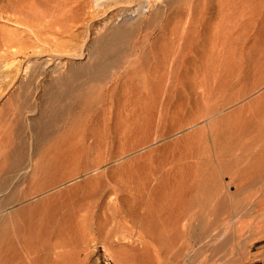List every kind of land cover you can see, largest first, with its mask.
I'll return each instance as SVG.
<instances>
[{
	"label": "rangeland",
	"instance_id": "374dc122",
	"mask_svg": "<svg viewBox=\"0 0 264 264\" xmlns=\"http://www.w3.org/2000/svg\"><path fill=\"white\" fill-rule=\"evenodd\" d=\"M52 1H47L45 6L50 23H25L17 21L9 12H0V33L26 41L23 45L17 42L12 45V54L7 60L21 59L24 68L40 63L32 57L34 51L30 57L25 56L27 58L20 52L22 48L36 50L32 45L40 42L47 52L57 50L55 53L66 54L62 65L67 70L66 75L74 74L81 83L86 82L91 74L84 75L82 67L92 62L87 57L95 44L112 34L99 47L102 53L110 55L111 60L104 66L111 65L128 48L124 36L117 34L115 29L136 26L143 20V23H152L134 39L143 41V51L148 55L140 58L137 71L133 69L125 75H128L125 80L123 78L122 97L105 103L106 121L112 132L107 135V141L115 138V147L105 144L93 155L76 147L84 133H89L95 119L89 92L99 87H112L116 81L111 78L119 74L118 66L113 64L109 76L103 80L89 79L81 90L85 96H77L76 91L64 98L59 96V89L50 85L52 76L45 74L40 84L28 88L22 83L29 74L28 69V72L21 70L7 76L0 61V146L2 139L8 142V147L0 148V167L6 161L4 168L33 164L39 168L37 171L33 166L27 179L20 180H15V171L0 169V183L11 184L9 190L0 194V211L8 208L0 214V233L11 230L26 234L37 242L42 239L40 242L45 241L44 245L48 247L59 240L58 249L49 247L48 253L51 251L52 255L48 254V257L54 258H48V264H158L156 256L161 251L163 255L166 248L163 250L162 242L143 231L127 209L130 207L136 216L148 215V220L158 222L164 206L179 207L199 196L198 190L206 188L210 179L217 184L230 182V168L219 166L216 156L232 147V154L225 153V157L223 153L222 158L225 157L226 162L236 160L249 152L245 146L255 142L261 129L264 130V6L259 2L252 4L259 20L236 22L239 35L234 59L228 57L229 53L221 54L219 49L215 50L216 55L211 53L212 34L220 28L221 14L224 16L234 0H200L191 18L184 15L178 17L180 20L176 17L178 8L171 10L173 0H86L85 4L84 0H72L77 5L72 2L73 6L68 3L56 9ZM180 2L184 5L185 0ZM243 2L247 5L246 0H241ZM238 9L244 11L242 7ZM165 22L170 30L190 22L193 35L188 42L192 37L199 40L196 52L183 59L177 58L175 52L170 60L167 56L173 44L178 51L181 40L173 43L171 34H162ZM46 61L43 67L49 72L54 66L47 67ZM214 63L216 68L209 66ZM218 63L224 65L219 68ZM248 73L251 74L249 77ZM239 77L241 83L235 84ZM221 88L227 90L219 98L220 102L225 104L231 100L232 104L194 123L193 118L207 112L204 98L212 90ZM67 101H74V104ZM195 101L200 106L193 111L178 108L181 103L187 105ZM217 101L214 98L211 102L213 108L218 106ZM155 115L157 118L163 116L166 121L153 129L149 125ZM140 125L142 129L138 127ZM122 136L130 139L124 141L122 138L121 143L118 138ZM57 156L65 159L59 167L54 165ZM98 156L103 163L95 164ZM239 164L233 165V171L243 168ZM255 171L256 168H252L251 175ZM52 176V181L42 182V187L38 185L39 178ZM250 178L247 174L242 183ZM231 184L226 189L233 192L237 187ZM241 188L237 196H227L226 205V209L233 204L238 208V218L227 219L228 212H225L219 217L223 224L222 219L215 217L221 223L215 236L189 249L185 264H264V208H256L254 214H248L242 204L252 190ZM22 197L24 199L20 200ZM109 206L120 213L117 218L122 222L120 229L124 238L113 237L109 226L99 225L106 217L110 219ZM189 216L190 213L178 227L180 242L195 241L201 234L197 223L193 228L186 226L192 225ZM58 251L61 252L59 258L54 254H59ZM165 262L167 260L162 264H167Z\"/></svg>",
	"mask_w": 264,
	"mask_h": 264
},
{
	"label": "bare ground",
	"instance_id": "6f19581e",
	"mask_svg": "<svg viewBox=\"0 0 264 264\" xmlns=\"http://www.w3.org/2000/svg\"><path fill=\"white\" fill-rule=\"evenodd\" d=\"M47 1H49V0H47ZM47 1L46 0H7V1L0 0V12H4V13L9 12L12 14V16L15 17V19L17 21H22L25 23H30V22H35V21L49 22L50 23L51 20L47 19V17L49 15L46 16L47 14L45 11V9H46L45 6L47 7V4L49 3ZM76 1H79V0H76ZM85 1L86 0H84V4H85ZM180 1H182V0H173L170 4L171 10H173V8H178L177 11H179V13L176 15L177 18L178 17L182 18L184 15L187 16V18H189V17L191 18V15L193 13V9L199 7V5H200V0H185L184 5H182V2H180ZM72 2H73L72 0H53L52 1L55 9L59 5L61 6L63 4L66 5V4L70 3V5H72L71 4ZM80 2H83V1H80ZM88 2H90V1H88ZM255 2L256 3L259 2L258 4H260V5L262 4L264 6V0H246L247 5H245L244 2L241 3V0H238V1L234 0L233 4H231L229 6L227 5L228 8H226V10L224 9L225 10L224 16H223V14H221L223 19H221L222 24L219 25L220 28H218L217 31L214 34H212V39H211V51H212L211 53L212 54L216 55L215 50L219 49V50H221V54L229 53L228 57L230 58V56H231V58L235 59V56L237 54V47H238L236 40H237V35H239L238 34V26H237V29L235 27L236 22H246V21L247 22H255V21L259 20L260 16L257 17V15L254 13V10H253L254 6L252 4H255ZM227 3H229V2H227ZM73 4H75V3L73 2ZM75 5H77V4H75ZM241 7L244 11H240L238 9ZM258 9H259V7H258ZM55 11H57V10H55ZM54 12H53V14H54ZM58 12H55V13H58ZM55 15H57V14H54V16ZM143 21L138 22L136 26H132V27L121 26V27L117 28V30L115 29V32H117V34H121V36L123 35L125 37V38L123 37V40L128 43V48H127L126 52H124V54L121 55V57H119L118 59L116 58L117 60L115 59V61L111 65L104 66V64L107 60H111L110 55L108 53H105V52L102 53L100 48H99L102 45L101 42L103 40L109 39L110 36H112V34H109V35L105 36L101 41H99L98 44H95V49L91 50V52L89 53V57H87V58L91 59L92 62L89 61V64H87L88 66L82 67V71H83L84 75L85 74H91L89 79L94 80V81H96L98 79L103 80L102 78H104V79L107 78L109 76V68L113 64L118 66L119 74L114 73L115 74L114 77L111 78L112 80L116 81L112 87H108V88L107 87H105V88L99 87L97 89H90L91 91L89 92V95L92 97L91 105L93 104L91 106V109H92L93 115L95 116V119H94L93 127L91 128L89 133L88 134L84 133L79 144L76 146L79 151L85 149V151L88 154L93 155L95 153V150H101L102 146L105 144L111 145L110 147H112V148L115 147V144H116L115 138L112 139L110 142L107 141V135H110L112 132H111V126H110L109 122L106 121L107 120V108H106L105 103L107 100L114 102L115 99L119 100L122 97L121 91L125 89L124 88L125 86H123L124 82L122 83L123 78L125 77V75L127 73L129 74L130 71L139 67V65L141 63L140 58L142 56L146 57L145 55H148L147 54L148 52L143 51V46H142L143 41H138V39H134V37L137 36L138 33H140V32L143 33L142 30H144L145 27L150 26L152 23V22H146V21H145L146 23H143ZM55 22H57V21H55ZM187 23H188V25H186L184 27L180 25V27H179L180 29L175 28L172 30H170L168 28V22L164 23V26L162 27V34L163 33H165L167 35L171 34L174 37V38H172L173 39L172 42L174 40L175 41H178L179 39L181 40L180 47L178 48V51L175 50L174 44H173L171 51H170V54L167 57L172 58V56L175 54V52H177L176 53L177 55L175 54L177 56V58L183 59L186 56H188L190 53L196 52L199 40L197 41V40L193 39V37H192V39L188 42L190 36L193 35V32L191 29V24L189 25L190 22H187ZM187 23H185V24H187ZM45 27H46V25H45ZM147 31H148V29H147ZM108 32L109 31H107V33ZM142 38H143V36H142ZM22 39H20V38L15 39V37L13 35H5V34L0 33V61L4 65L7 76L13 72L19 73L21 70H23V71L26 70L28 72V70H29L28 76H26L24 78V80L22 81V83H24L23 85H25V87L29 88V87H33V85H37V83H39V81H41V79L43 78V75L45 76V74H46V75L52 76L50 85L54 88L59 89L58 94L60 97L67 98L68 96H66V94L70 95L71 93H75L76 91L78 94V95L76 94L77 96H85V95H83L84 93H81V90H82V86L89 79H87L86 82L81 83L79 81L80 79L77 76H74V74H71L70 76L66 75L67 70L62 68V67H64L62 65L65 64V61L63 59H65L66 54L64 55L62 53H55L57 50L55 51L54 49H53L54 51L47 52L46 47L42 46L41 44H39L40 42H38V45L37 44L32 45V47L37 48L36 50H28V49L24 50L25 48L24 49L22 48L20 52L24 55V57L25 56L30 57L31 51H34V54L32 55V57L37 58V60L40 63L33 64V66L27 65V67L24 68L23 60H21V59H14L12 61L7 60L8 56L10 57V55L12 54L11 50H10L12 45H15V44L17 45V43L23 45V43L26 42ZM182 40H183V42H182ZM32 49H34V48H32ZM16 51L18 53V50H16ZM51 52H53V53L50 54ZM43 56H47V58H44ZM27 57H25V58H27ZM171 58H170V60H171ZM86 59H85V61H86ZM89 59H87V60H89ZM44 61H46L45 63H47V65H46L47 67L48 66H54L52 69H50L49 72H47V70L45 71V68L43 67ZM24 64H26V63H24ZM142 65H144V64H142ZM200 65H204V64H200ZM218 65H219L218 67L221 68L224 64L218 63ZM209 66L215 67V63L212 65H209ZM140 68H141V66H140ZM54 72H59V73L57 76H54L53 75ZM250 73L247 74L248 77L251 75ZM125 78H124V80H125ZM241 81H242V79H240V77H239L237 80L234 81V83L240 84ZM226 90L227 89L221 88V89H218V90L215 89V90H212L211 92H209L208 95L206 96V98H204L205 99L204 103H205V106L207 108L206 114L198 116L197 118L196 117L193 118V122L198 121L199 119H202V118L203 119L206 117L208 118L211 115H215L221 109H226V107L228 105L232 104L231 100L225 104H222L219 100V98L221 96H223V94L225 93ZM248 92H246L245 95H247ZM123 97H124V95H123ZM214 98H217V100H218L217 101L218 106L216 108H213V106L211 104V102L214 100ZM67 102L74 104V101L73 102L67 101ZM199 106H200L199 102L195 101L194 104L189 103V104L185 105L184 103H181L180 107H178V108L180 109V111H183V109H186L187 111H193L194 109L199 108ZM161 115H163V113ZM164 121H166V120L163 119V116L162 117L160 116L157 118L155 115L154 117H152L151 125H149V126L153 129H156V128H159L161 126V124H163ZM146 126H147V124L145 125V127ZM138 127L142 129V125H140ZM263 131L264 130L261 129V131L259 132V135L255 138V142L250 143L249 146H245V148H248L249 152L243 154L241 157L237 158L236 160L233 159L231 162H226L223 160V159H226L225 157L227 156V155H225V153L228 154V156L232 154L231 151L234 150V149H232V147L229 150L227 149L226 152H222L216 156V161L219 164V166L224 165V168H226V169L230 168L229 169L230 170L229 176L231 178L230 182H228L227 184L221 182L220 184H222V185H220V184H217L216 182H214L213 179H210L209 182H207L206 188H201L200 190H198L200 192V193L199 192L197 193L199 196L196 195V196H194L195 198L191 199L190 201L185 202V203H181L179 205V207L178 206L173 207V206H168V205L164 206L163 212H161L162 215L159 214V219H161V221L157 220L160 223H158L156 221L152 222V221L148 220V218H150L148 215L145 217L143 214L136 216L137 213H135V211L133 212V210L130 207L127 209V212H129L132 215V217L137 220L138 226L143 231L148 232L151 235H154L157 238V242H160V243L162 242L163 250L166 248L163 251V252H165L164 254H166V255L163 254L164 255L163 256L162 251H161V253L158 256H156V257H158V264H162V261H165V260H167V262H165L167 264H183V263L185 264L186 258L188 257L189 249L195 248L196 245H198V244L202 245L203 243H205V241H207L208 239L213 238L215 236L214 233L218 229L219 225L221 224V223H219L220 222L219 220L222 219V217L219 218L221 215H223L225 212H228V214L226 213L228 216L227 219L236 220L238 218L237 217L238 216L237 215V211H238L237 209L238 208L235 207V205L233 204V205H229V208L226 209V207H228V206H226L228 204L227 196L228 195L237 196L238 190L242 189L241 187H246V189H244V191L245 190H247V191L252 190V192H250V194H248L245 197L246 200H244L243 201L244 203L242 204L244 210H246L248 212V214H252L256 210V208H259V209L264 208V132ZM124 133H126V131ZM119 134H121V133L119 132ZM122 138H123V136L118 138V140H120L121 143L123 142V139H124V141H128L130 139L129 137H125L123 139ZM241 145H242L241 148H244L243 147L244 145L242 143H241ZM2 146L8 147V142L3 141V139H2L0 148H2ZM235 147L236 146H234V148ZM106 148L108 150L109 147H106ZM106 153H107V151H106ZM223 153L225 156L224 158H222ZM67 157H69V156H67ZM219 159H220V161H219ZM68 160H71V159H68ZM4 161H5V159H4ZM64 161H65V159H62V156H57L54 159L55 167H59L60 166L59 163L63 165ZM243 161H246L245 162L246 164H244V163H243L244 165L241 164ZM0 162L2 164V161H0ZM95 162H94L95 164H101V163H103V160L101 159L100 156H98V158L95 160ZM6 163L7 162L5 161V163H3V165H1V166L3 167ZM223 163H225V164H223ZM239 163L242 165L243 168L238 167V166H240ZM237 164H239L237 166L238 169L235 168L236 170L233 171V168H234L233 165H237ZM8 166L6 168H4V167L3 168H4V170H7V171H15L14 172L15 173L14 178L16 177L15 180H20L21 178L27 179L28 174L31 171H33V166L36 167L35 170H37V169L39 170L37 164L29 165L26 167L25 166L24 167H21V166H10V167H8ZM2 167H0L1 170L3 169ZM254 167L256 168V171H255L254 175L253 174L251 175L250 172H251L252 168H254ZM231 170H232V172H231ZM247 174L251 177L250 180H246L245 182L242 183V178L247 176ZM52 178H54V176H52L50 178L44 177V179L42 177V178L38 179L37 183H38V185L41 186L42 182L46 183V181H52ZM227 181H229V179ZM231 183L236 184L237 192H236V189H235V191L233 190V192H230L231 190L227 191L226 187ZM10 186H11V184H9V183L7 184L6 182L0 183V194L9 190ZM40 186H39V188H40ZM101 187H103V186H101ZM102 193H103V191H102ZM13 194L14 193H12V195ZM186 195H187V193H186ZM23 197L25 198L24 195H23ZM23 197L20 200L24 199ZM9 199H11V198L9 197ZM24 201H26V200H24ZM229 204H230V202H229ZM110 208H112V206L108 207L109 210H111ZM7 209L8 208H6V207L1 209L0 214L5 212ZM114 210L115 211H112V210L109 211V218L110 219L107 220L108 217H106L105 218L106 220H103L102 222L99 221V225L109 226V232L113 235V237H116L117 239L124 238L123 234L121 232V229H120L122 226V222L117 218V217H119L120 213L116 209H114ZM118 210H120V209H118ZM189 213H190L189 217L191 218L192 225L187 224L186 226L188 227L190 225L189 227L193 228L194 223H197L200 226V233L201 234L199 235V237L195 241H190L189 243H185V241L180 242V235L179 234L181 232H179L178 227H179L181 221L184 220V218H186V216ZM215 217H218L219 220H218V218H215ZM224 217H226V216H224ZM212 218H215V219H212ZM226 220L224 222H227ZM187 222H189V221H187ZM222 223H223V219H222ZM92 225H94V222L92 223ZM92 225H91V227L94 228L95 226H92ZM183 225L185 227V224H183ZM1 226H2V224H1ZM184 227L182 226V228H184ZM223 229H221V230H223ZM31 230H29V231H31ZM185 230H186V228H185ZM10 231L6 230V231L0 233V264H48L47 263L48 258L53 257V256L48 257V254H50V252H51L50 251L48 253L49 247L52 243L48 247V246H45L46 244H45L44 239H43L44 242L42 244L41 243L42 239L40 240L41 242L40 241L37 242V241L33 240L32 238L25 236L26 234L21 235V234L14 233V231L13 232H10ZM88 231H89V229H88ZM24 232H26V231H24ZM145 232H143V233H145ZM184 232H186V231H184ZM86 233H87V231H86ZM217 233L219 234L220 232H217ZM37 235H39V234H37ZM30 236H31V234H30ZM36 240H38V239H36ZM87 240H88V238H87ZM47 245H48V243H47ZM148 246H150V245H148ZM58 247H60L59 240H58V242L53 243V245H51L50 248L52 250V249H56V248L58 249ZM159 247H161V245H159ZM175 248H176V251L174 250ZM184 249H188V251H186V250L184 251ZM56 251L57 250H55V252ZM55 252H54V254L59 258L61 256V252L58 251L59 254H56L57 252L56 253ZM50 255H52V254H50Z\"/></svg>",
	"mask_w": 264,
	"mask_h": 264
}]
</instances>
